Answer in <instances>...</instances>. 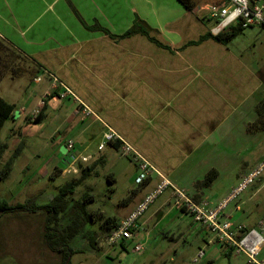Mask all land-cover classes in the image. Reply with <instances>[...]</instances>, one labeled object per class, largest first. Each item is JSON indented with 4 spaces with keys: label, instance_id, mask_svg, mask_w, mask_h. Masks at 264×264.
Returning <instances> with one entry per match:
<instances>
[{
    "label": "crops",
    "instance_id": "obj_1",
    "mask_svg": "<svg viewBox=\"0 0 264 264\" xmlns=\"http://www.w3.org/2000/svg\"><path fill=\"white\" fill-rule=\"evenodd\" d=\"M193 2L195 8L189 10L178 0H0V41L35 68L34 82L44 88L38 109L43 107L45 93L55 91L51 102H69L67 121H72L74 129L76 108L83 109L80 102L92 112L89 119L103 129V134L112 130L152 166L146 182L151 189L136 209L165 181L168 186L159 195L169 189L171 196L161 209L170 203L168 212L178 218L181 214L190 216L197 232L209 234L178 204L177 191L199 203L207 202L210 210L222 205L224 217L232 219L225 211L264 167V151L259 156H236V152L252 150L255 154L258 148L264 150V131L248 132V126L258 117L256 107L264 100V80L260 71L251 68L229 45L213 39L191 44L214 25L201 7L196 12L199 0ZM138 21L149 36L137 33L124 37ZM95 25L108 33L89 29ZM36 111L25 115L22 108L19 116L31 124ZM7 147L4 144L2 148ZM75 149L79 152L76 144ZM61 156L53 177L64 176L61 169L71 162L68 152ZM132 156L136 161L135 154ZM104 157V153L99 156ZM235 165L238 169L231 173ZM212 169L219 172L213 185H197ZM231 174L233 181L220 186ZM249 179L251 182H247ZM217 195L215 201L208 200ZM91 196L92 203L100 201L103 205L92 212L112 217L107 200L102 195ZM31 199L39 204L36 196L27 200ZM136 209L115 217L117 223ZM39 212L45 214L37 219L43 230V211L15 213L11 218L26 214L27 219H33ZM140 218L137 233L143 225ZM136 236L124 249L139 244ZM163 236L175 240L173 232Z\"/></svg>",
    "mask_w": 264,
    "mask_h": 264
},
{
    "label": "rangeland",
    "instance_id": "obj_2",
    "mask_svg": "<svg viewBox=\"0 0 264 264\" xmlns=\"http://www.w3.org/2000/svg\"><path fill=\"white\" fill-rule=\"evenodd\" d=\"M198 4L196 12L201 7L205 13H209V6L213 3L209 0H199ZM229 46L251 68L260 71L264 80V28L245 30ZM31 65L27 60L18 57L0 81V96L16 105L15 114L17 116L15 120H8L0 133V172L17 150L20 153L14 159L9 177L0 179V200H7L9 204L13 205L19 202L23 203L32 196H36L39 204L49 203L66 182L79 176L74 173L52 176L55 168L61 165V155L68 152L67 142L72 140L77 145L78 153L92 156L85 164L102 161L96 167L95 173L70 195V200L74 203L85 195H102L109 204L106 208L110 212V216L116 218L126 211L136 209L141 198L145 193L148 194L151 188L147 186L148 183L140 185L136 183V177L139 176L141 170L134 157L132 155L123 156L116 150L107 147L109 144L103 140V129L98 124L92 123V120L89 119L90 116L87 117L77 107L76 116L78 119L74 120L77 126L72 129V121H67V117L71 113L69 102L52 103V95L56 93L55 91L52 94L49 91L43 97L46 103L45 118L40 123L26 124L24 116H19V109L22 108L26 109L25 115L34 114L37 112L36 110L42 109L41 105L38 109L37 104L44 88L41 84L34 82L37 72ZM12 69L16 72H13ZM18 129L20 133L13 135V132ZM102 142L105 144L104 151L99 150V145ZM4 144L8 145L7 149L2 148ZM262 151L264 150L259 148L255 154V151L252 150H248L247 153L241 151L240 154L236 152V156L241 158L248 155L253 157L256 154L259 156ZM103 153L105 157L100 159L99 156ZM67 168L69 167L66 166L63 170ZM237 169L238 165H235L234 171L231 173ZM109 174L115 178L113 184L107 179ZM257 174L254 182L250 183L247 190L237 196L233 204L225 211L236 223L243 224L248 229L253 228L258 221L264 220V185L250 199L254 190L264 184V167ZM232 175L226 177L220 186L225 183L228 185L230 180L233 181ZM133 191H136V194L132 196ZM130 196L132 197L129 199ZM170 196L169 189L161 195H156L147 211L141 216L139 223L143 222V225L140 226L139 232L136 231L134 234H137L138 243L142 246L139 253H134L133 246L130 245H128V250L126 247L124 249L121 242L108 245L104 237L98 242L97 249L91 248L87 240L76 238L73 240L72 246L79 253L72 257V263L249 264L245 255L226 251L216 244L208 245L212 236L205 232H197L190 216L181 214L178 218L175 213L168 212L171 207L170 203L161 209L163 203L167 202ZM217 198H219L218 195L210 197L208 200L215 201ZM100 206H103L100 201L92 203L89 200L85 208L86 211L92 212L99 209ZM156 211L158 212L156 213ZM37 215L38 217L33 216V219H27L28 215L26 214L21 215L19 219L11 218L14 217L13 214H5L0 218V264H61L60 255L48 250L43 242V230H41L40 222L37 219L45 217V214L39 212ZM66 223L68 220H64V224ZM157 224L158 226H156ZM137 226L139 228L138 224ZM86 231L93 234L99 233L100 221L90 220L86 225ZM172 232L175 234V240L166 239L163 236L165 233ZM150 234L152 235L149 239ZM123 243H125L124 246L127 245L126 241ZM200 249L205 251V256L194 263ZM263 256L264 248L261 253V257Z\"/></svg>",
    "mask_w": 264,
    "mask_h": 264
},
{
    "label": "trees",
    "instance_id": "obj_3",
    "mask_svg": "<svg viewBox=\"0 0 264 264\" xmlns=\"http://www.w3.org/2000/svg\"><path fill=\"white\" fill-rule=\"evenodd\" d=\"M189 10L195 8L193 0H178ZM209 20V19H207ZM140 21L124 34V37L131 36L133 34L141 33L149 36V31L142 26ZM264 28V27H262ZM89 29L94 31H102L108 33V31L102 27L93 26ZM245 30L240 26L230 27L229 29L221 32L220 34L214 36L210 32L205 34L200 38L198 42H193L191 44H199L202 41L213 39L217 43H221L225 46L229 45L234 41L240 34ZM151 41L161 45L154 38H150ZM20 56L13 51L9 46L0 41V81L10 70L11 64L15 62ZM13 68V67H12ZM13 72L16 70L12 69ZM46 103L42 109L38 112L34 123H40L45 114ZM16 110V105L9 103L2 96H0V130L5 125V123L10 120ZM257 119L248 126L249 133H256L264 131V100L261 101L256 107ZM114 150H120V141L114 140L108 143ZM19 154V150L16 151L15 155L12 156L0 172V179H7L12 170V164L14 159ZM102 160L94 161L91 164H79V171L76 178L71 181L66 182L58 191V194L53 197V199L47 204H37L34 199L27 200L24 203L9 204L5 200H0V217L5 214H15V213H34L38 211H43L46 213V221L43 229V241L48 250L54 254H58L61 257V264H73L72 257L79 253L73 246L72 242L76 238H83L88 241L91 248L95 249L98 242L104 237H108L109 233L112 232L120 223H117L115 217H105V215L98 212H88L86 211L85 205L89 200H93L91 195H85L83 198L77 202H72L70 200V195L73 194L79 186H81L86 180L95 173L96 167ZM63 172V169H61ZM219 172L216 169L209 171L202 182L199 185L202 188H209L213 185L214 181L218 178ZM108 181L113 184L115 178L112 174L107 177ZM147 180L143 182L146 183ZM113 190V189H111ZM136 191H133L131 195H135ZM130 196L129 199L132 197ZM84 201V202H83ZM194 201L199 203L198 199L194 198ZM140 218V217H139ZM101 220L100 232L97 234L90 233L86 231V225L90 220ZM64 220H68V223L64 224ZM124 221V220H123ZM124 248V243H120ZM97 249V248H96ZM230 254V253H228Z\"/></svg>",
    "mask_w": 264,
    "mask_h": 264
},
{
    "label": "built area",
    "instance_id": "obj_4",
    "mask_svg": "<svg viewBox=\"0 0 264 264\" xmlns=\"http://www.w3.org/2000/svg\"><path fill=\"white\" fill-rule=\"evenodd\" d=\"M207 18L214 21V25L210 29V33L214 36L235 26H240L244 30L262 28L264 27V0H223L220 4H212L209 6ZM54 81L55 83L59 82L56 78H54ZM65 90L67 93H70L67 88H65ZM61 96L64 97L65 95ZM41 104L42 106L44 105V99H42ZM79 104L83 108L81 109L83 114L87 117L92 114L82 103L79 102ZM103 140L107 143L114 140L120 141L122 147L119 152L123 156L135 154L136 161L141 170L139 176L136 177V183L140 185L147 180L149 170H153V168L145 159L139 156L129 144L123 142L120 136L112 130L104 133ZM66 147L70 154L71 162L68 165L69 168L63 170V173L77 174L79 171V164L89 162L91 156H84L75 152V143L72 140L67 142ZM104 148V142L100 143L99 150H103ZM247 182H251V179ZM167 186L168 183L164 181L132 214L109 233L108 237L105 239L106 243L108 245H113L118 242L131 241L138 230L137 222L139 217L153 202L156 195H159ZM177 194L179 196L178 204L184 208L187 213L192 215L197 223H201L212 236V239L207 243L208 245L216 244L226 249V251L233 252L237 255H245L249 264H264V256L261 257L264 248V220L258 221L253 228L248 229L243 224L225 218L222 214V205L217 207V209L210 210L207 202L197 203L183 191H177ZM141 249V244H136L132 251L134 253H139ZM204 256L205 251L200 249L194 259V263H197Z\"/></svg>",
    "mask_w": 264,
    "mask_h": 264
}]
</instances>
